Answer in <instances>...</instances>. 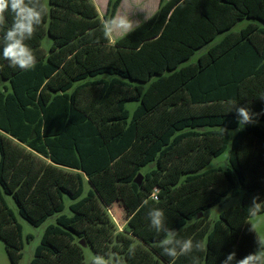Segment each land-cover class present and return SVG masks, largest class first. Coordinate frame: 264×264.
<instances>
[{"label":"trees","instance_id":"obj_1","mask_svg":"<svg viewBox=\"0 0 264 264\" xmlns=\"http://www.w3.org/2000/svg\"><path fill=\"white\" fill-rule=\"evenodd\" d=\"M121 1L108 0L101 18L93 0H37L42 22L25 41L36 57L29 71L3 58L14 18L5 13L0 240L18 264L22 227L10 196L32 226L56 216L30 264H87L80 241L124 264H193V257L223 264L232 252L243 259L258 249L248 211L254 197L264 212V0H160L149 19L112 42ZM241 106L254 122L238 130ZM228 148L226 169L204 170ZM242 191L239 205L208 217ZM117 202L128 215L122 230L109 213ZM153 208L178 239L203 250L163 255L165 233L148 217Z\"/></svg>","mask_w":264,"mask_h":264},{"label":"clouds","instance_id":"obj_2","mask_svg":"<svg viewBox=\"0 0 264 264\" xmlns=\"http://www.w3.org/2000/svg\"><path fill=\"white\" fill-rule=\"evenodd\" d=\"M11 11L13 22L2 37L3 58L9 61L11 66L18 67L21 70H33L36 65V57L32 50L26 45L25 41L33 37L37 27L42 22V9L37 0H0V26L5 24V13ZM235 107V106H234ZM238 130H242L247 124L253 123V113L245 106L237 107ZM153 200L158 196L153 192ZM258 198L254 197L249 207V215L255 217L261 210ZM151 227L157 232L163 231L164 238L159 242L163 255L176 259L178 256H186L194 250L201 251L204 245L197 241L189 239H178L175 230L165 227V216L162 209L153 208L148 212ZM255 225H251L250 231L255 232ZM258 245L257 251L250 253L243 259L236 260V253H230L223 261V264H264V238L256 236ZM130 254H134V249H129ZM92 264H124V261L117 257L105 259L102 256H95ZM193 264H199L197 257H193Z\"/></svg>","mask_w":264,"mask_h":264},{"label":"rangeland","instance_id":"obj_3","mask_svg":"<svg viewBox=\"0 0 264 264\" xmlns=\"http://www.w3.org/2000/svg\"><path fill=\"white\" fill-rule=\"evenodd\" d=\"M94 4L99 8L100 17L102 18L103 15L106 13V5L108 3V0H93ZM129 7V5H128ZM152 9L154 6H151ZM124 15H120L114 25L112 26L111 30L109 31L110 38L112 42L116 41L118 38H120L122 35L133 29L135 26H137L135 23L130 24L126 19ZM143 16H138L137 19L140 21L143 20ZM144 21V20H143ZM262 27H264V23H259ZM247 25V22H241L237 24L234 27V30L240 31L243 27ZM125 29H130L127 32L124 31ZM123 31V33H122ZM44 46L48 47L50 42L49 39L46 37L44 39ZM194 59H196V56H194ZM138 104L128 103L127 108L130 110V112H133ZM233 134V133H232ZM229 148L220 156L214 158L205 168L204 170L214 169V168H222L226 169L228 167V154H229ZM153 167V165L151 166ZM149 167V168H151ZM148 169L142 170V173L144 174ZM85 192L84 195H86L87 191L89 190V185L87 182L84 184ZM243 191L240 193L239 196L234 198H228L224 200L221 204L214 206L213 208L209 209L207 211V215L211 220H216L220 214V212L226 208L229 207H235L240 204L241 198H242ZM6 201L9 205V207L13 210L18 223L22 227V239H23V249L21 250V258L18 262V264H30L36 247L40 244L41 239L43 237V234L45 232V229L50 224H55L56 216H52L48 218L41 226L35 227L29 224L27 221H25L19 214L16 208V205L13 202V199L10 196H6ZM66 209L64 211L65 214L69 215V204L70 200L68 198L64 199ZM110 216L112 217L113 221L115 222L117 228L119 230H122L124 228V225L128 219V215L126 214L123 206L117 202L115 203L110 209H109ZM249 222L251 225H255V232L257 235L261 238H264V212L257 214L255 217H250ZM28 236H31L32 239L28 240ZM83 255H84V261L89 264L92 262L93 258L96 255L92 248L87 245L86 247H83ZM103 257V256H102ZM105 258V257H104ZM106 259V258H105ZM0 264H13L9 256L6 252L4 243L2 240H0Z\"/></svg>","mask_w":264,"mask_h":264},{"label":"crops","instance_id":"obj_4","mask_svg":"<svg viewBox=\"0 0 264 264\" xmlns=\"http://www.w3.org/2000/svg\"><path fill=\"white\" fill-rule=\"evenodd\" d=\"M159 3H160V0H122L121 3H120V5H119V7H118L117 12H116V15H115L114 22H113L112 26L114 25V23L116 22L117 18L120 15H124L126 17L125 19L130 24L131 23L132 24L135 23L137 26H139L142 22H144L147 19H149L158 10ZM107 5H108V3H107ZM107 5H106V9H107ZM128 5H129V7H128ZM151 6H154V8L152 9ZM97 9H98V12H99V8L98 7H97ZM138 16H143L144 17L143 18L144 21L143 20L140 21L139 19H137ZM247 24H248V22H247ZM112 26H111V28H112ZM137 26H135L134 28H136ZM111 28L109 29V31L111 30ZM133 29H131V30H133ZM128 30H130V29H128V28L125 29L124 28V31L127 32ZM130 31H128V32H130ZM122 33H123V31H122ZM222 36L223 35H221L220 37H218L216 39V41L212 43V45L215 44L216 42H218L222 38ZM208 48H209V45L206 46L204 49L200 50L197 53V55H196V59L193 58L192 61H196L198 59V57L201 54H203L204 52H206V50Z\"/></svg>","mask_w":264,"mask_h":264},{"label":"water","instance_id":"obj_5","mask_svg":"<svg viewBox=\"0 0 264 264\" xmlns=\"http://www.w3.org/2000/svg\"><path fill=\"white\" fill-rule=\"evenodd\" d=\"M141 182H142V176L139 175V177H138L137 179H135V183H137V184H141ZM198 217L201 218V217H202V213H200ZM80 245H81L82 247H86V244H85L84 241H80Z\"/></svg>","mask_w":264,"mask_h":264}]
</instances>
